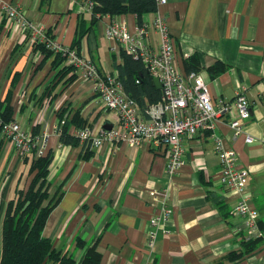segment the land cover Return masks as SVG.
I'll list each match as a JSON object with an SVG mask.
<instances>
[{
    "label": "crops",
    "instance_id": "crops-1",
    "mask_svg": "<svg viewBox=\"0 0 264 264\" xmlns=\"http://www.w3.org/2000/svg\"><path fill=\"white\" fill-rule=\"evenodd\" d=\"M6 1L16 4L29 21L45 30L51 28L63 46L71 47L79 14L86 21L91 18L81 0ZM156 13L169 28L182 73H187L184 59L195 54L214 100L230 101L237 91L245 93L251 114L243 128L255 141L246 143L244 135L234 137L223 116L213 131L181 137L184 162L171 176L166 172V146L152 148L146 142L92 147L89 159L79 158V145L59 141L54 129L57 114L64 111L70 118L78 112L95 132L114 124L116 118L99 101L91 81L77 76L68 86L59 83L52 90L55 98L45 111L41 131L47 132V150L53 151L49 192L59 188L61 198L47 218L43 235L55 249L72 252L77 262L85 247L75 249V238L88 244L99 236V264H264V143L258 141L264 139V0H166L158 4ZM2 17L0 13V101L16 79L12 118L30 129L29 117L32 126L38 110L34 95L37 99L54 71L48 61L36 70L41 53L32 49L27 36L21 40L12 33L5 17L2 24ZM145 17L153 20L154 14ZM111 19L124 21L130 30L136 27L133 14L102 16L79 48L102 73L115 70L113 61L119 60L118 45L104 34ZM148 42L158 49V35L152 27ZM218 61L227 69L210 78L207 68ZM212 133L234 149L237 165L248 172L245 191L257 212L259 237H247L239 230L243 219L232 210L237 194L217 181L219 159ZM21 169L20 158L0 133V246L1 204L13 195ZM164 204L169 213L159 222L151 247L148 235L154 226L150 220L163 216ZM253 239L261 240L253 252L233 261L228 258L230 252L241 250L242 242Z\"/></svg>",
    "mask_w": 264,
    "mask_h": 264
},
{
    "label": "built area",
    "instance_id": "built-area-1",
    "mask_svg": "<svg viewBox=\"0 0 264 264\" xmlns=\"http://www.w3.org/2000/svg\"><path fill=\"white\" fill-rule=\"evenodd\" d=\"M73 3L75 0H70ZM158 4L166 0H156ZM90 10L93 2L85 1ZM0 13L10 23L12 33L21 40L29 36V42H45L54 51H60L66 56V64L74 66L77 75L92 82L93 90L102 105L115 115V123L109 128L100 126L96 132L93 128H75L71 135L79 139V146L100 147L105 144L118 145L124 143L131 146L146 142L152 148L166 146L167 174L174 175L183 164L184 146L182 136L195 137L204 130L213 131L217 120L227 116L233 136L244 135L246 143L255 141L246 133L243 126L251 114L250 102L243 91H237L233 100H214L209 86L199 71L182 73L177 65V52L173 38L163 17L155 13L153 20L142 17L140 25L134 30L122 20L111 19L105 28V37L116 42L133 59L142 62L152 78L156 77L160 84V98L149 104L144 112L138 103L129 97L118 77L117 71L100 73L94 60L83 56L69 46L46 39L44 27L29 21L23 11L6 0H0ZM148 15V14H146ZM152 27L158 35V49L154 50L148 42V28ZM50 104V97L45 96L38 107L34 124L44 123V115ZM63 123V121H61ZM26 125L15 118L9 122L0 119V133L6 136L16 155H23L34 150L35 157L43 155L47 150V132L33 138ZM59 134L58 122L54 126ZM214 150L219 159L217 181L237 194L233 213L242 217L243 224L239 230L247 237H259L261 232L257 225V212L251 207L246 194L248 172L237 165V153L227 147L222 138L211 134ZM264 143V139H258ZM169 209L162 207L163 216H153L150 220L154 229L149 232L148 244L153 246L160 226ZM164 231V230H163Z\"/></svg>",
    "mask_w": 264,
    "mask_h": 264
},
{
    "label": "trees",
    "instance_id": "trees-1",
    "mask_svg": "<svg viewBox=\"0 0 264 264\" xmlns=\"http://www.w3.org/2000/svg\"><path fill=\"white\" fill-rule=\"evenodd\" d=\"M91 1L93 2L89 10L91 18L86 21L84 16L79 14L75 34L70 45L79 54L82 39L95 28L97 20L102 16L114 17L133 14L136 25H140L144 15L155 14L158 10L156 0ZM4 22L5 18L2 17L1 23L3 24ZM45 35L48 40H53L54 38L51 28L45 31ZM26 40H29V36H27ZM31 44L32 49L34 51L38 50L42 55L36 70L41 69L48 61L50 70L54 71L52 79L43 88L37 99L34 95L36 105L39 107L45 96L50 97V103L53 101L55 94L52 90L57 84L61 83L63 86H68L78 75L74 66L66 64V56L62 52L54 51L47 47L44 41H34ZM118 55L119 60L113 61V67L118 73L126 94L134 99L138 103L139 109L144 112L149 104L155 103L160 98V90L155 87L152 76L141 61L133 59L121 48H119ZM184 66L187 72L199 71L198 56L193 54L186 57ZM226 69L227 65L218 61L209 66L207 72L210 78H215ZM99 72L102 74L100 70ZM15 81L14 79L12 80L11 88L8 90L4 100L0 101V119L4 123L12 120L14 110L11 105V96ZM64 114V111L57 114L58 127L60 129L58 134L59 141L64 145L77 146L79 145V139L71 135L70 128H91L92 124L87 123V120L80 117L78 112L71 115L70 118H67L68 116ZM31 118L32 115L29 117V123H27L30 125V129H28L31 131L33 138H36L42 134L41 124L31 126ZM80 152L79 158L83 159H89L93 154L88 146H82ZM18 157L20 158L22 169L16 176L13 195L1 204L3 214L0 264H99L100 254L96 250L99 236L88 244L83 238H75V249L85 247L84 253L77 262L72 252L55 249L51 239L43 235L47 218L61 198L58 191L59 188H56L53 194L49 192L51 185L49 171L53 163V151L49 149L43 155L35 157L34 150H32ZM260 243V239L242 242L241 250L239 252H230L228 258L231 261L237 260L243 255L253 252Z\"/></svg>",
    "mask_w": 264,
    "mask_h": 264
},
{
    "label": "water",
    "instance_id": "water-1",
    "mask_svg": "<svg viewBox=\"0 0 264 264\" xmlns=\"http://www.w3.org/2000/svg\"><path fill=\"white\" fill-rule=\"evenodd\" d=\"M153 83L157 89H160V84L156 77L153 78ZM104 127L109 128V126H104Z\"/></svg>",
    "mask_w": 264,
    "mask_h": 264
},
{
    "label": "rangeland",
    "instance_id": "rangeland-1",
    "mask_svg": "<svg viewBox=\"0 0 264 264\" xmlns=\"http://www.w3.org/2000/svg\"><path fill=\"white\" fill-rule=\"evenodd\" d=\"M25 173H26V172H25ZM25 173H24V174H25Z\"/></svg>",
    "mask_w": 264,
    "mask_h": 264
}]
</instances>
